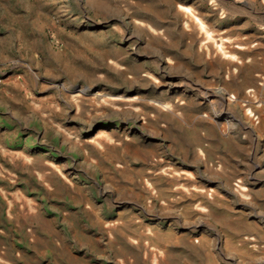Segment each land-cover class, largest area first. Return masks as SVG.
Returning <instances> with one entry per match:
<instances>
[{"label": "rangeland", "instance_id": "374dc122", "mask_svg": "<svg viewBox=\"0 0 264 264\" xmlns=\"http://www.w3.org/2000/svg\"><path fill=\"white\" fill-rule=\"evenodd\" d=\"M262 77L264 0H0V264H264Z\"/></svg>", "mask_w": 264, "mask_h": 264}, {"label": "bare ground", "instance_id": "6f19581e", "mask_svg": "<svg viewBox=\"0 0 264 264\" xmlns=\"http://www.w3.org/2000/svg\"><path fill=\"white\" fill-rule=\"evenodd\" d=\"M196 17V16H195ZM196 19H198V18H196ZM198 21H199V25L200 26H204V24H203V22L202 21H200L199 19H198ZM208 33V32H207ZM251 50H248V51H246V52H250ZM246 52H242L241 53V55L242 54H244V53H246ZM250 53H253V50L250 52ZM239 55H240V53H239ZM246 73L245 74H247V77H246V79H244V81H243V83H240L241 84V86L243 87V86H246V85H252L254 88H252L251 89V91L253 92V94L252 95H254V91H256V90H258L259 89V87L257 88L256 87V85H255V81H256V77L254 76H252V74H251V72L249 71L250 69H249V67H247L246 66ZM262 78H264V77H262ZM262 80H264V79H262ZM213 89V88H212ZM214 91H215V95L216 96H219V97H221V99H222V97H223V94H224V96H225V94L226 95H229V97H231V98H233V101H241V102H245L246 103V105H251L252 106V109H251V111H259V109H258V107L257 106H254V101H253V99H251V98H249V97H247V98H245V96H236V95H234V94H230V93H228V90L224 87V86H220V87H218L217 86V88H214ZM211 93V92H210ZM213 94V93H212ZM249 94H251V93H249ZM218 97V98H219ZM220 103H221V101H220ZM249 110V109H248ZM224 111V110H223ZM222 111V114H227V113H225V112H223ZM217 115V114H216ZM215 116V115H214ZM225 118V117H224ZM221 119V118H220ZM226 120V119H225ZM227 121V120H226ZM196 122V121H195ZM219 123V122H218ZM224 125V124H223ZM220 128H222V126H221V124H220ZM225 128V127H224ZM190 130V129H189ZM189 130H187V131H189ZM192 131H190L189 133H182L181 135H180V140H179V142L178 143H181L183 140L184 141H186V140H188L189 141V139H191V142L193 141V144L195 145L196 143H198V141L199 140H201L202 139V137H200L199 136V134L196 132V130L194 129V128H192L191 129ZM209 132H206V135H205V137L207 138L208 136H209ZM193 146V145H192ZM237 151V150H236ZM226 155V154H225ZM240 186H243V185H240ZM186 210V209H185ZM185 213H187V211L185 212ZM232 237V236H231ZM235 238V237H234ZM204 261H202V264H213L214 263V260H213V257H212V255H211V253L210 252H206L205 254H204V259H203ZM201 263V262H200ZM197 264H199V262L197 263Z\"/></svg>", "mask_w": 264, "mask_h": 264}]
</instances>
